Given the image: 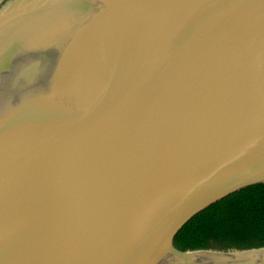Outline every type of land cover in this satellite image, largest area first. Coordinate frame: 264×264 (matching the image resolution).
<instances>
[{
  "label": "water",
  "instance_id": "obj_1",
  "mask_svg": "<svg viewBox=\"0 0 264 264\" xmlns=\"http://www.w3.org/2000/svg\"><path fill=\"white\" fill-rule=\"evenodd\" d=\"M13 1L0 0V264H264V245L175 244L202 209L264 182V0H123L83 54L93 73L75 68L83 80L57 96L61 65L13 79Z\"/></svg>",
  "mask_w": 264,
  "mask_h": 264
},
{
  "label": "bare ground",
  "instance_id": "obj_2",
  "mask_svg": "<svg viewBox=\"0 0 264 264\" xmlns=\"http://www.w3.org/2000/svg\"><path fill=\"white\" fill-rule=\"evenodd\" d=\"M106 2L105 11L95 24H90V17L97 6L101 4L104 7L103 0H15L9 3L4 12L13 79L16 81L20 71L33 67L31 80L39 75L51 77L61 65L65 71L59 76L54 74L57 82L51 85L53 96L76 89L77 79L81 83L83 73L88 76L89 72L93 73L88 68L97 66L85 59L83 54L93 50L95 45L99 46L124 15L123 0ZM12 59H17L16 64L12 63ZM71 59L75 61L68 66ZM77 67L83 73L81 70L75 72ZM17 92L16 99L33 98L36 94L34 91L27 92L26 88L22 90L23 94ZM58 99L53 98L51 102H58ZM65 107L47 109L50 120L55 122L65 116L62 112Z\"/></svg>",
  "mask_w": 264,
  "mask_h": 264
},
{
  "label": "trees",
  "instance_id": "obj_3",
  "mask_svg": "<svg viewBox=\"0 0 264 264\" xmlns=\"http://www.w3.org/2000/svg\"><path fill=\"white\" fill-rule=\"evenodd\" d=\"M175 244L182 249L264 245V182L242 187L202 209L178 231Z\"/></svg>",
  "mask_w": 264,
  "mask_h": 264
},
{
  "label": "rangeland",
  "instance_id": "obj_4",
  "mask_svg": "<svg viewBox=\"0 0 264 264\" xmlns=\"http://www.w3.org/2000/svg\"><path fill=\"white\" fill-rule=\"evenodd\" d=\"M67 46V45H66ZM65 47V46H64ZM17 62V59H12V63ZM16 64V63H15Z\"/></svg>",
  "mask_w": 264,
  "mask_h": 264
}]
</instances>
